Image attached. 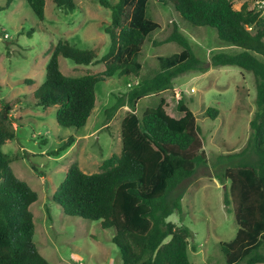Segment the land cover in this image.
Returning <instances> with one entry per match:
<instances>
[{"label": "trees", "instance_id": "16d2710c", "mask_svg": "<svg viewBox=\"0 0 264 264\" xmlns=\"http://www.w3.org/2000/svg\"><path fill=\"white\" fill-rule=\"evenodd\" d=\"M25 1L41 19L44 0ZM52 1L64 12L75 7L74 0ZM167 1L183 20L213 27L219 40L236 46L238 51H217L208 60H201L171 21L170 31L160 41L151 42L175 41L179 51L158 55L159 67L139 75L136 55L140 44L158 26L144 15L147 0H98L110 9L109 23L103 26L109 37L107 50L96 57L92 49L58 40L44 65V79L32 90L31 97L41 108L55 105L54 117L59 125L78 128L94 106L95 82L113 74L131 73L137 79L128 82L126 91L112 95L113 101L103 109L106 120L120 106L160 91L173 76L188 70L236 65L250 71L255 96L246 141L237 151L218 153L211 164L219 165L212 175L227 182L222 202L231 205L236 223L233 237L218 242L225 264L264 263V12L249 7L247 0L238 7L231 0ZM57 55L74 63L103 62L104 67L92 73L65 75L59 69ZM23 80L30 82V78ZM165 105L160 98L139 115L125 112L119 125V152L104 158L98 171L86 172L70 162L50 196L63 213L94 219L101 228H112L110 240L118 248L121 264H198L186 255L191 231L167 216L180 214L186 181L198 165H207L208 158L200 127L182 96L174 104L178 117L168 114ZM11 108V101L0 102V146L14 136ZM216 111L214 107L205 109L209 117ZM73 140L68 134L52 152L67 148ZM36 198V191L14 175L8 156L0 149V264H49L32 239L34 224L28 206Z\"/></svg>", "mask_w": 264, "mask_h": 264}, {"label": "rangeland", "instance_id": "374dc122", "mask_svg": "<svg viewBox=\"0 0 264 264\" xmlns=\"http://www.w3.org/2000/svg\"><path fill=\"white\" fill-rule=\"evenodd\" d=\"M231 1L238 7L244 0ZM74 2L75 7L64 12L52 0H44L43 16L39 19L25 0H0V102L11 101L10 126L14 131V136L0 149L8 156L14 175L37 193L28 208L32 212V239L38 252L49 264H121L118 248L110 240L112 228H101L94 219L63 213L51 201V193L70 162H76L86 172L98 171L104 158L119 152V125L125 112L139 115L142 109L154 106L163 98L165 111L178 117L180 113L174 109V104L177 97L182 96L200 127L208 162L198 165L187 179L180 214L173 212L167 219L182 223L191 231L186 246L189 261L225 264L218 242L233 237L236 223L231 205L225 206L222 202L227 182H220L212 175L219 165L213 167L211 163L218 153L237 151L246 141L248 120L254 109L252 73L236 65H209L203 71L188 70L173 76L171 83L160 91L120 106L106 120L103 109L113 101L112 95L126 91L130 87L126 83L137 79L131 73L113 74L95 82V103L85 123L78 128L61 126L55 121V105L41 108L31 97L32 90L44 79V65L51 49L61 40L78 48L92 49L99 57L109 45L103 26L109 23L110 9L98 0ZM247 2L251 7V0ZM144 15L158 26L147 33L140 44L136 55L139 75L159 67L158 55L179 51L180 46L175 41L151 42L152 39L160 41L170 31L171 21L201 60H208L209 55L217 51H238L236 46L219 40L213 27L191 25L183 20L167 0H147ZM57 62L60 71L70 76L96 72L104 67L103 62L74 63L61 55H57ZM24 78H30V82H25ZM207 107L216 108L214 117L206 115ZM68 134L74 137L72 143L53 153ZM261 251L264 252V244Z\"/></svg>", "mask_w": 264, "mask_h": 264}, {"label": "built area", "instance_id": "2783aa9c", "mask_svg": "<svg viewBox=\"0 0 264 264\" xmlns=\"http://www.w3.org/2000/svg\"><path fill=\"white\" fill-rule=\"evenodd\" d=\"M251 8L257 10L260 14L264 12V0H251ZM5 35V34H4ZM136 82V80H134ZM129 83L127 82V85ZM189 90H193L190 88Z\"/></svg>", "mask_w": 264, "mask_h": 264}]
</instances>
